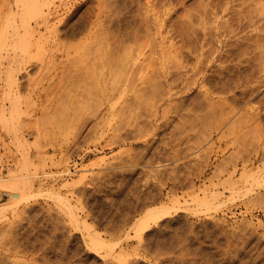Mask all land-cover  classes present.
Masks as SVG:
<instances>
[{"label": "rangeland", "instance_id": "rangeland-1", "mask_svg": "<svg viewBox=\"0 0 264 264\" xmlns=\"http://www.w3.org/2000/svg\"><path fill=\"white\" fill-rule=\"evenodd\" d=\"M0 37V264H264V0H0Z\"/></svg>", "mask_w": 264, "mask_h": 264}, {"label": "bare ground", "instance_id": "bare-ground-1", "mask_svg": "<svg viewBox=\"0 0 264 264\" xmlns=\"http://www.w3.org/2000/svg\"><path fill=\"white\" fill-rule=\"evenodd\" d=\"M34 5H35V3H34ZM32 6H33V4H32ZM34 9H35V7H34ZM40 11H42V10H40ZM42 13V12H41ZM41 15V14H40ZM43 15H45V14H43ZM42 17V16H41ZM45 18V17H44ZM48 18V17H47ZM56 18V17H55ZM43 20V19H42ZM41 22V21H40ZM41 24V23H40ZM46 24V23H45ZM125 24V23H124ZM29 26V25H28ZM54 26V25H53ZM31 27V26H30ZM46 28H47V26H46ZM50 28V27H49ZM55 28V27H54ZM226 28V27H225ZM229 28V27H228ZM31 29V28H30ZM214 29V28H213ZM232 29V28H231ZM212 30V29H211ZM221 30V29H220ZM229 30V29H228ZM234 30V29H233ZM32 31V30H31ZM36 31V30H35ZM53 31H54V29H53ZM227 31V30H226ZM39 32V31H38ZM41 32V31H40ZM230 32V31H229ZM235 32V31H234ZM220 33H222V32H220ZM39 34V33H38ZM205 34V33H204ZM230 34V33H229ZM42 35V34H41ZM106 35V34H105ZM222 35V34H221ZM253 35V34H252ZM252 35H250V36H252ZM228 36V35H227ZM213 37H215V36H213ZM222 37V36H221ZM223 37H224V35H223ZM226 37V36H225ZM234 37V36H233ZM248 37V36H247ZM257 37V36H256ZM260 37V36H259ZM37 38H38V36H37ZM37 38H35V40L37 39ZM231 38V37H230ZM243 38V37H242ZM250 38H252V37H250ZM0 39H1V37H0ZM260 39V38H259ZM37 40H39V39H37ZM109 40V39H108ZM114 40V39H113ZM116 40V39H115ZM237 40V39H236ZM103 41V40H102ZM111 41V40H110ZM224 41V40H223ZM248 41V40H247ZM256 41H258V40H256ZM98 42V41H97ZM119 42H121V41H119ZM241 42V41H240ZM243 42V41H242ZM224 43V42H223ZM231 43V42H230ZM234 43V42H233ZM253 43V42H252ZM254 43H255V41H254ZM258 43H259V41H258ZM37 44V42L35 41V43H34V45H36ZM100 44V43H99ZM109 44V43H108ZM112 44V43H111ZM120 44V43H119ZM241 44V43H240ZM102 45V44H101ZM100 45V46H101ZM241 46V45H240ZM256 47H257V45H255ZM232 47V46H231ZM255 47V48H256ZM107 48V47H106ZM116 48V47H115ZM114 48V49H115ZM206 48V47H205ZM222 48V47H221ZM105 49V48H104ZM113 49V48H112ZM200 49H204L203 47H199V49L198 50H200ZM235 49V48H234ZM260 49V48H259ZM110 50V49H109ZM211 50V49H210ZM233 50V49H232ZM236 50V49H235ZM101 51H102V48H101ZM207 51V50H206ZM217 51V50H216ZM223 51V52H222ZM110 52V51H109ZM111 52H112V50H111ZM120 52V51H119ZM200 52H202L201 50H200ZM199 52V53H200ZM210 52V51H209ZM225 51H224V49L223 50H221V49H219L218 51H217V53H216V55H215V58H216V60H221V58L223 57V56H225V55H222L223 53H224ZM117 53V52H116ZM123 53V52H122ZM182 53V52H181ZM100 54H101V52H100ZM124 54V53H123ZM173 54H174V52H173ZM177 54V53H176ZM184 54V53H183ZM200 54H202V53H200ZM199 54V55H200ZM214 54V53H213ZM238 54V53H237ZM109 55H111V54H109ZM126 55V54H125ZM129 55V54H128ZM196 55V54H195ZM258 55V54H257ZM102 56V55H101ZM100 56V57H101ZM115 56H117V55H115ZM180 56V55H179ZM194 56V55H193ZM97 57H99V56H97ZM96 57V58H97ZM103 57H105V56H103ZM127 57V56H126ZM185 57H186V55H185ZM196 57V59L198 58L199 59V57H198V53H197V56H195ZM233 57H235L234 55H233ZM259 57V56H258ZM111 58V57H110ZM112 58H113V56H112ZM111 58V59H112ZM114 58H116V57H114ZM129 58V57H128ZM137 58V57H136ZM176 58V57H175ZM183 58V57H182ZM190 58V57H189ZM203 58V57H202ZM117 59V58H116ZM119 59V58H118ZM117 59V61H119ZM121 59V58H120ZM127 59V58H126ZM174 59V58H173ZM179 59V58H178ZM186 59V58H185ZM232 59V58H231ZM97 60V59H96ZM133 60V59H132ZM131 60V61H132ZM137 60V59H136ZM135 60V61H136ZM200 60V59H199ZM207 60V59H206ZM226 60V59H225ZM234 60V59H233ZM103 61V60H102ZM108 61H111V60H108ZM116 60L113 62V64L115 63V65H116V62H117ZM257 61H258V59H257ZM259 61H260V59H259ZM258 61V62H259ZM97 62V61H96ZM106 63H107V61H105ZM120 62V61H119ZM119 62H117V65H116V67L118 66V68L120 67V65L121 64H119ZM178 62H180L179 60H178ZM183 62V61H182ZM109 63V62H108ZM112 63V62H111ZM181 63V62H180ZM99 64H101L102 65V63H99ZM183 64V63H182ZM199 64V63H198ZM105 65V64H104ZM123 65V64H122ZM206 65V64H205ZM223 65V64H222ZM259 65H260V63H259ZM178 66H180V64L178 65ZM201 66V65H200ZM262 66H264V65H262ZM107 67H109L108 65H107ZM110 67H111V69H110V71H114V73H116L117 74V76H118V73H117V71L116 70H118V68L116 69L115 68V70H112L113 68H112V66L110 65ZM124 67V66H123ZM123 67H120V68H122L123 69ZM130 67H132V66H130ZM204 67V66H203ZM212 66H210L208 69L209 70H206L205 69V71H207L206 73H204L203 74V76H202V78H201V82H200V86H199V84H198V87H204V95H205V98L207 99V101H208V103H209V105H211L212 106V96H211V94L213 93L212 91H213V89H216V88H218V87H220L222 90H229V88H230V86H228V81L227 80H224L222 77H221V72L223 71L222 69V71L220 72H217L218 70H215L214 68V70L211 68ZM224 67V66H223ZM99 68V67H98ZM119 68V69H120ZM134 68V67H133ZM162 68V67H161ZM181 68H183V67H181ZM200 68V67H199ZM226 67H224L223 69H225ZM262 68V67H261ZM121 69V70H122ZM180 69V68H179ZM189 69H190V67H189ZM99 70V69H98ZM126 68H124L123 69V73H124V71L126 72ZM109 70L107 71V72H110ZM128 71H130L129 69H128ZM143 71V70H142ZM170 71L171 70H169V71H166V73L164 74V75H161V76H163V78H165V82H168V79H169V75H171V73H170ZM178 71V70H177ZM180 71V70H179ZM190 71V70H189ZM158 72V71H157ZM185 72V71H184ZM191 72V71H190ZM120 73V72H119ZM155 73V72H154ZM178 73V72H177ZM180 73V72H179ZM197 73V72H196ZM215 73H218V75H216ZM83 74V73H82ZM111 74H112V72H111ZM126 74V73H125ZM129 74V73H128ZM127 74V75H128ZM161 74H162V72H161ZM184 74V73H183ZM183 74H181L180 73V75H183ZM85 75V74H84ZM97 75V74H96ZM110 75V74H109ZM108 75V76H109ZM120 75V74H119ZM142 75V74H141ZM175 75V74H174ZM178 75V74H177ZM196 74H194V76H195ZM74 76H76V75H74ZM158 76V75H157ZM193 76V75H192ZM192 76H190V77H192ZM91 77V76H90ZM115 77H116V75H115ZM146 77V76H145ZM155 77H156V75H155ZM230 77V76H229ZM152 78H154V77H152ZM157 78V77H156ZM182 78V77H181ZM213 78H217V80L216 81H214V79ZM142 79H143V77H142ZM160 79V78H159ZM190 79V78H189ZM233 79V78H232ZM231 79V80H232ZM171 80V79H170ZM173 80V79H172ZM77 81V80H76ZM123 81V80H122ZM150 81V80H149ZM186 81V80H185ZM233 81V80H232ZM146 82V81H145ZM152 82V81H151ZM154 83H155V81H153ZM193 82V81H192ZM213 82V83H212ZM117 83V82H116ZM156 83H157V81H156ZM175 83V82H174ZM187 83V82H186ZM238 83V82H237ZM122 84V83H121ZM152 84V83H151ZM158 84H159V82H158ZM166 84H168V83H166ZM171 84H172V82H171ZM209 84V85H208ZM89 85V84H88ZM154 85H157V84H154ZM162 85V84H161ZM190 85V84H189ZM206 85H208V86H206ZM240 85V84H239ZM244 85V84H243ZM251 85V84H250ZM91 86V85H90ZM211 86L213 87L212 88V90H210L211 89ZM155 87V86H154ZM162 87V86H161ZM240 87H242V85L240 86ZM156 88V87H155ZM219 88V89H220ZM162 89V88H161ZM167 90V89H166ZM165 90V91H166ZM177 91V90H176ZM139 92V91H138ZM155 93H156V91H155ZM137 95V94H136ZM203 95V96H204ZM158 96V95H157ZM160 97H161V95H160ZM141 97H139V99H140ZM162 98H163V96H162ZM223 99V98H222ZM136 100V99H135ZM145 100V99H144ZM156 100V99H155ZM158 100V99H157ZM156 100V101H157ZM220 100V99H219ZM146 101V100H145ZM204 101V100H203ZM215 102V101H214ZM138 103V102H137ZM199 103V102H198ZM208 103H207V105H208ZM223 103H224V101H223ZM156 104V103H155ZM155 104H154V106H155ZM203 104V103H202ZM214 104L215 103H213V106H214ZM200 105V104H199ZM205 105V104H204ZM208 105V106H209ZM225 105V104H224ZM195 106V105H194ZM212 106V107H213ZM203 107V106H202ZM216 107H217V105H216ZM151 108H153V107H151ZM214 108V107H213ZM212 108V109H213ZM224 108V107H223ZM203 109H204V107H203ZM207 109H208V107H207ZM211 109V108H210ZM148 110H149V108H148ZM205 110V109H204ZM209 110V109H208ZM214 110V109H213ZM164 111V110H163ZM210 111V110H209ZM211 112V111H210ZM214 112V111H213ZM16 113V112H15ZM130 113V112H129ZM154 113V112H153ZM164 113V112H163ZM207 113V112H206ZM215 113V112H214ZM163 115H166V114H163ZM214 115V114H213ZM135 116V115H134ZM207 116V115H206ZM209 116V115H208ZM151 117H152V115H151ZM167 117V116H166ZM205 117V116H204ZM211 117V116H210ZM163 118V117H162ZM165 118V117H164ZM208 118V117H207ZM158 119V118H157ZM164 120H166V119H164ZM156 122H157V120H156ZM159 123V122H158ZM164 123V122H163ZM120 124H121V122H120ZM124 126V125H123ZM123 126H120L121 128H123ZM120 127H116L117 128V130H119V128ZM125 127H127L126 129L127 130H130L129 132L131 133V131H132V133H133V131L134 132H137L135 135L136 136H134L133 134V136L132 137H141V136H143L142 134L143 133H141L140 132V130L138 129V123H136V122H128L127 123V126H126V124H125ZM124 127V128H125ZM116 128H115V130H116ZM119 136V135H118ZM143 137H145V136H143ZM14 179V178H13ZM16 179V178H15ZM15 185H19V184H15ZM3 187V186H2ZM11 187V186H10ZM16 187V186H15ZM6 188V187H5ZM155 210H149L148 212H146L143 216H141V218H140V221H139V223H138V225L136 226V229H137V232H138V234L137 235H139L140 236V234L142 233V231H143V229L144 228H146V226L148 225V222L149 221H155L156 220V217H158V215L157 214H155V212H154ZM159 219V218H158ZM87 225V224H86ZM95 238H93L92 240H94ZM98 241V240H97ZM100 241V240H99ZM99 243V242H98ZM99 245H100V243H99Z\"/></svg>", "mask_w": 264, "mask_h": 264}]
</instances>
